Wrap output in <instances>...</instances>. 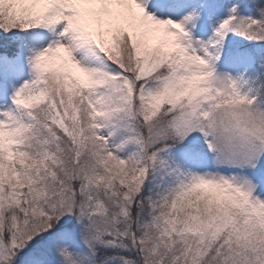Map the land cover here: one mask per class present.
<instances>
[{
  "label": "snow or ice",
  "instance_id": "obj_1",
  "mask_svg": "<svg viewBox=\"0 0 264 264\" xmlns=\"http://www.w3.org/2000/svg\"><path fill=\"white\" fill-rule=\"evenodd\" d=\"M0 264H264V0H0Z\"/></svg>",
  "mask_w": 264,
  "mask_h": 264
}]
</instances>
